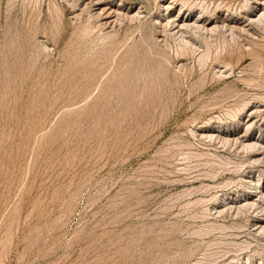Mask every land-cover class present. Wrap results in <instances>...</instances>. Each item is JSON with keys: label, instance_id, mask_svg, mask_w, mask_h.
I'll use <instances>...</instances> for the list:
<instances>
[{"label": "rangeland", "instance_id": "obj_1", "mask_svg": "<svg viewBox=\"0 0 264 264\" xmlns=\"http://www.w3.org/2000/svg\"><path fill=\"white\" fill-rule=\"evenodd\" d=\"M251 5L0 0V264H264L252 218L211 210L264 182V156L204 136L264 137V106L247 117L264 103V24L192 48L155 24L246 23ZM118 6L140 20L105 24Z\"/></svg>", "mask_w": 264, "mask_h": 264}, {"label": "bare ground", "instance_id": "obj_2", "mask_svg": "<svg viewBox=\"0 0 264 264\" xmlns=\"http://www.w3.org/2000/svg\"><path fill=\"white\" fill-rule=\"evenodd\" d=\"M171 1V0H170ZM257 3L256 6L251 5L246 12V23L240 22V19H236L235 16L233 17H227L225 19H221L219 16L215 17H209L206 18V15H203L202 12L198 13L196 16V19H192L191 13L188 14L186 17L180 14V11L177 12L178 14L175 15L176 17H161L165 23L156 20L155 24L161 25V29L163 28L164 32L166 31L167 34L170 33V35H174L173 37L176 38L177 36L179 37V41H182L184 47L188 46H193V43L189 37L194 36V38L204 40L205 42L207 41H212L213 39H216L215 37L218 36L221 38L225 43L226 41L231 38V41L235 38H237V34L239 33H250L249 29L247 27H250L252 25H258L264 24V1L263 0H255ZM208 3V2H207ZM170 4V2H169ZM174 5V3H173ZM204 5V4H203ZM172 5H165L164 10H167L171 8ZM50 7V6H49ZM122 6H118L116 9H108V13L106 12V19H110V17L113 16V19H110V21L106 22L105 24H109L112 22H115L118 16H124L123 18L127 19V17L132 21L133 19L135 20H140L139 18V12H122L120 9ZM160 7V6H159ZM157 8V7H156ZM194 8V7H193ZM90 10V9H89ZM168 11V10H167ZM82 12V11H81ZM85 13V12H84ZM89 13V12H88ZM99 13V12H98ZM87 14V13H86ZM193 14V13H192ZM91 15V14H90ZM213 15V14H212ZM214 16V15H213ZM119 18V17H118ZM121 18V17H120ZM160 18V19H161ZM206 20L203 22L202 20ZM97 20V19H96ZM102 20V19H101ZM133 20V21H134ZM59 21V20H58ZM87 22V21H86ZM245 22V21H244ZM52 23V22H51ZM88 23V22H87ZM118 23V22H117ZM103 24V23H102ZM51 25V24H50ZM57 25V24H56ZM84 26V25H83ZM259 26V25H258ZM257 26V27H258ZM264 26V25H263ZM111 28V26H110ZM157 31V30H156ZM102 32V31H101ZM106 33V32H105ZM12 34V33H11ZM104 34V33H103ZM165 34V33H164ZM190 34L192 36H190ZM169 35V34H168ZM189 35V36H188ZM6 36V34H5ZM176 36V37H175ZM15 37V36H14ZM167 37V36H166ZM13 38V36H11ZM172 38V37H171ZM193 38V37H192ZM5 39V38H4ZM17 39V38H16ZM166 39V38H165ZM178 39V38H177ZM228 39V40H227ZM11 40V39H10ZM9 40V41H10ZM25 40V39H24ZM173 40V39H172ZM193 40V39H192ZM200 40V41H201ZM15 41V39H14ZM145 41V40H144ZM236 41V40H235ZM15 43V42H14ZM113 43V42H112ZM126 43V42H125ZM229 43V42H228ZM119 45V44H118ZM182 45V44H181ZM235 45V44H234ZM251 45V44H250ZM241 46V45H240ZM121 47V46H120ZM186 47V48H187ZM235 47V46H233ZM17 48V47H16ZM15 48V49H16ZM117 48V47H116ZM190 48V47H189ZM190 48V49H191ZM11 48H9L10 50ZM106 49V48H105ZM112 49V48H111ZM134 50V49H133ZM231 50V49H229ZM248 51V50H247ZM125 52V51H124ZM130 52V51H129ZM142 52V51H141ZM203 52V51H202ZM11 53V52H10ZM14 53V52H13ZM45 53V52H44ZM74 53V52H73ZM185 53V52H184ZM183 53V54H184ZM195 53V52H194ZM228 53V52H227ZM253 53V52H252ZM250 53V54H252ZM41 54V53H40ZM11 55H13L11 53ZM17 55V54H16ZM244 54H242L241 57H243ZM97 56V55H96ZM139 56V55H138ZM207 53H204L202 57H206ZM247 56V54H246ZM251 56V55H250ZM257 56V55H256ZM121 57V56H120ZM181 57V56H180ZM255 57V56H254ZM78 58V57H77ZM115 58V57H114ZM249 58V57H248ZM241 59V58H240ZM122 61V60H121ZM200 61V60H199ZM218 61V60H216ZM239 62V60H238ZM251 62V61H250ZM253 62V61H252ZM74 63V62H73ZM109 63V61H108ZM125 63V62H124ZM138 63V62H137ZM11 64V63H10ZM16 64V63H15ZM106 64V63H105ZM116 64V63H115ZM253 64V63H252ZM255 64V63H254ZM100 65V64H99ZM119 65V64H118ZM131 65V64H130ZM138 65V64H137ZM164 65V64H163ZM250 65V64H249ZM117 66V65H116ZM121 66V65H120ZM252 66V65H251ZM19 67V66H18ZM95 67V66H94ZM99 67V66H98ZM126 67V66H125ZM129 67V65H128ZM100 68V67H99ZM163 68V67H162ZM183 68V67H182ZM185 68V67H184ZM227 68V69H226ZM228 68L232 69L229 67V64L224 65V71L222 73H225L228 71ZM22 69V68H21ZM129 69V68H128ZM180 69V68H179ZM7 70V69H6ZM123 70H125L123 68ZM132 70V69H131ZM151 70V69H150ZM21 71V70H20ZM147 71V70H146ZM165 71V70H164ZM4 72V71H3ZM122 72V71H121ZM132 72V71H131ZM141 72V71H140ZM182 72V71H181ZM5 73V72H4ZM8 73V70H7ZM96 73V72H95ZM112 73V72H111ZM118 73V72H117ZM124 73V72H123ZM179 73V72H178ZM218 73V72H217ZM262 73V72H261ZM18 74V73H17ZM128 74V73H127ZM248 74V73H247ZM19 75V74H18ZM89 75V74H88ZM93 75V74H92ZM121 75V74H119ZM129 75V74H128ZM133 75V74H132ZM151 75V74H150ZM168 75V74H167ZM255 75V74H254ZM227 76V75H226ZM225 76V77H226ZM246 76V75H245ZM92 77V76H91ZM109 77V76H108ZM115 77V76H114ZM130 77V76H129ZM153 77V76H152ZM177 77V76H176ZM224 77V76H223ZM123 78V77H122ZM132 78V77H131ZM92 79V78H91ZM121 79V77H120ZM166 79V78H165ZM222 79V78H221ZM127 80V79H126ZM134 80V78H133ZM148 80V79H147ZM106 81V80H105ZM109 81V80H108ZM173 81V80H172ZM171 81V82H172ZM118 82V80H117ZM147 82V81H146ZM125 83V82H124ZM133 83V82H132ZM174 83V82H173ZM134 84V83H133ZM132 84V85H133ZM157 85V84H156ZM173 85V84H172ZM176 85V84H175ZM115 86V85H114ZM141 86V85H140ZM143 86V85H142ZM177 86V85H176ZM175 87V86H174ZM158 88V87H157ZM111 89V88H110ZM130 89V88H129ZM169 89V88H168ZM156 90V89H155ZM133 91V90H132ZM140 91V90H138ZM154 91V90H153ZM229 91V90H228ZM117 92V91H116ZM129 92V91H128ZM152 92V91H151ZM158 92V91H157ZM121 93V92H120ZM233 93V92H232ZM110 94V93H109ZM118 94V92H117ZM130 94V93H129ZM158 94V93H157ZM171 94V93H170ZM146 95V94H145ZM153 95V94H151ZM237 95V94H236ZM240 95V94H239ZM103 96V95H102ZM110 96V95H109ZM156 96V95H155ZM121 97V96H120ZM123 97V96H122ZM139 97V96H138ZM239 97V96H238ZM141 99V98H140ZM151 99V98H150ZM228 99V98H227ZM257 99V98H256ZM100 100V99H99ZM121 100V99H120ZM138 101V99H136ZM153 100V99H152ZM252 100V99H251ZM257 101V100H256ZM260 101H264V97L260 98ZM100 102V101H99ZM242 102V101H241ZM240 105V104H239ZM245 105V104H244ZM248 106V105H247ZM247 106H243L242 108L240 107L237 111H241L242 109H245ZM264 106V103L259 104V106H255V109L251 110L247 117L254 116L256 112H260V107ZM253 107V106H251ZM228 111V110H227ZM230 112V111H229ZM244 112V111H243ZM262 112V111H261ZM245 113V112H244ZM251 119L247 120L246 123V129H250L253 123L249 124ZM263 121V120H262ZM239 123V121H238ZM264 126V124H263ZM246 130V131H247ZM261 130V129H260ZM259 132V131H258ZM194 134V133H193ZM197 134V133H196ZM264 134V133H263ZM195 135V134H194ZM205 137L209 139H221L223 141L224 145H232V146H238L239 149H241L244 152L251 153L252 157L251 160H254L255 162H260L261 157L259 155L264 156V137H252V136H247V135H240V137H236L235 135L231 134V131H225V130H216L210 132L209 135H204ZM263 136V135H262ZM222 143V144H223ZM223 145V146H224ZM237 151V149H236ZM235 152V151H234ZM243 154V153H242ZM246 156V155H245ZM240 157V156H239ZM199 158V157H198ZM197 159V158H196ZM233 159V158H232ZM264 159V158H263ZM262 162V161H261ZM253 163V164H254ZM228 164V163H227ZM207 166V165H206ZM228 167V166H227ZM232 167V166H231ZM261 167V166H260ZM258 168V167H257ZM234 170V169H233ZM210 176V175H209ZM241 179V178H240ZM262 182V181H261ZM239 184V183H238ZM238 193V192H237ZM227 195V194H226ZM236 196V195H234ZM232 195L228 196H221V200L217 205L213 206L211 210H214L216 214L219 216L221 214H226V215H231L238 217L239 215H249L250 218H252V228L253 229V234L257 237L261 238V241H263V246H264V182L260 183V181L254 180L253 177H247L244 181L243 185V192L240 193L237 197H234ZM217 197V196H216ZM219 200V199H218ZM202 205V204H200ZM198 211V210H197ZM197 213V212H196ZM204 214V213H202ZM211 215V214H210ZM242 217V216H241ZM228 218V217H227ZM237 219V218H236ZM247 225V224H246ZM205 226V225H204ZM251 227V226H250ZM250 231V230H249ZM251 233V232H250ZM260 241V242H261ZM243 242V241H242ZM259 244V243H258ZM260 246V245H259ZM241 255V254H240ZM192 256V255H191ZM259 256V255H258ZM264 254L259 257L258 259H263ZM240 260V259H239ZM244 260V258H243ZM234 262V261H233ZM236 262V260H235ZM238 262V261H237ZM230 263V262H229ZM239 263V262H238ZM237 263V264H238ZM233 264V263H230ZM240 264V263H239ZM244 264H254L250 259L246 260ZM262 264V263H259Z\"/></svg>", "mask_w": 264, "mask_h": 264}]
</instances>
